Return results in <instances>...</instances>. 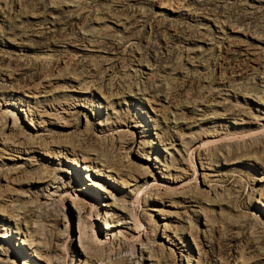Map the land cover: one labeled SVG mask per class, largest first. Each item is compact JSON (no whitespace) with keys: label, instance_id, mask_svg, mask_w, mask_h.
Instances as JSON below:
<instances>
[{"label":"rangeland","instance_id":"1","mask_svg":"<svg viewBox=\"0 0 264 264\" xmlns=\"http://www.w3.org/2000/svg\"><path fill=\"white\" fill-rule=\"evenodd\" d=\"M0 264H264V0H0Z\"/></svg>","mask_w":264,"mask_h":264}]
</instances>
